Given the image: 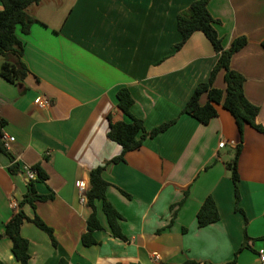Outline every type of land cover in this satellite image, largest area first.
Here are the masks:
<instances>
[{
    "label": "crops",
    "instance_id": "1",
    "mask_svg": "<svg viewBox=\"0 0 264 264\" xmlns=\"http://www.w3.org/2000/svg\"><path fill=\"white\" fill-rule=\"evenodd\" d=\"M195 1L41 0L29 8L36 22L28 34L17 27L29 74L20 85L0 76L1 132L15 139L8 146L2 139L5 152L0 143V264H19L5 227L28 190L24 167L44 172L35 188L52 198L22 209L51 227L57 241L53 246L25 220L21 234L30 244L29 264H262L264 134L246 124L241 141L235 119L222 107L207 125L183 113L220 56L202 32L176 48L182 39L178 15ZM208 9L225 49L247 38L231 68L246 78L245 95L260 108L257 120L264 126V0H211ZM214 87L226 88L224 70ZM122 88L130 91L131 112L148 131L175 124L127 153L125 162L106 166L107 198L122 217L127 240L114 236L96 202L102 229L93 233L97 244L85 246L91 210L80 202L79 182L89 190L90 172L122 151L108 138L109 116L130 121L118 107ZM39 96L49 98L51 107L39 109ZM207 100L204 95L200 102ZM240 144L242 213L235 210L226 167ZM209 196L221 218L201 228L197 214Z\"/></svg>",
    "mask_w": 264,
    "mask_h": 264
},
{
    "label": "trees",
    "instance_id": "2",
    "mask_svg": "<svg viewBox=\"0 0 264 264\" xmlns=\"http://www.w3.org/2000/svg\"><path fill=\"white\" fill-rule=\"evenodd\" d=\"M210 1L211 0H197L193 2L185 12L178 15L177 19V28L182 37L181 41L176 45L178 50L187 43L195 32H202L212 44L215 52L220 55L217 64L212 70L209 81L201 83L196 87L183 113L207 125L214 117L218 116L219 108L222 107L235 119L242 141L244 126L246 124L264 134V126L257 120L260 108L251 103L245 95L244 85L246 78L241 73L231 68L232 57L247 45V38H237L229 49H225L223 47L222 37L215 28V24L218 21L212 16L208 9ZM0 2L3 6V9L0 10V76L11 84L20 85L27 78L29 69L23 60L24 45L17 36V27L20 26L24 34L29 33L32 25L36 22L30 15L29 8L33 5H38L41 0H0ZM262 46L264 48V40ZM221 70L225 72L226 88L224 90L214 87L215 78ZM204 95H207L208 100L203 105L200 101ZM117 98L119 109L130 121L112 122L109 116L110 127L108 138L119 144L122 147V151L119 156L113 158L104 166H99L90 172V188L87 191V206L90 208L91 214L87 219V233L82 237V242L85 246L96 245L97 242L93 237V233L102 229L97 215L96 202H101L102 210L114 236L125 241L127 240L119 225V220H121L122 217L107 198V190L110 184L103 177L106 166L125 162L127 153L138 150L142 147L147 138H154L167 131L175 124L174 120L148 131L144 122L135 117L131 112L134 99L130 91L126 88L120 89L117 92ZM4 124L5 121L1 120L0 143L5 152L7 150L3 145V133L1 132ZM241 147L242 144L237 146L234 159L226 164L235 187V210L239 213L243 212L239 206L241 196L238 188V183L240 181L238 174V159ZM15 167L16 165L14 164L10 168L11 172H15ZM32 168L37 172L38 178L29 181L27 193L23 201L19 204L20 209L5 227V234L12 242V253L19 264H29L31 259L29 241L21 234L23 223L25 220L30 219L26 216L22 207L25 204H30L32 208L35 209V202L47 201L52 198V196H42L37 193L35 183L40 180H45L46 175L39 167ZM185 194H188V192ZM220 218L217 205L214 199L209 196L197 214L198 225L201 228L206 227L218 222ZM30 221L50 237L53 246H57L54 231L51 227L38 216H35L34 219ZM245 236L248 241L246 230ZM57 264H68V262L65 259H61ZM185 264L199 263L186 262ZM231 264H235V261Z\"/></svg>",
    "mask_w": 264,
    "mask_h": 264
},
{
    "label": "built area",
    "instance_id": "3",
    "mask_svg": "<svg viewBox=\"0 0 264 264\" xmlns=\"http://www.w3.org/2000/svg\"><path fill=\"white\" fill-rule=\"evenodd\" d=\"M35 105L39 108V109H47L49 107H51V101L49 98L45 97V96H39L35 101H34ZM15 139L13 137H6L3 135V142L5 144V146H8L9 142L14 141ZM225 143L221 142L219 147H224ZM27 180L28 181H33L36 180L38 178L37 172L32 168V167H24L23 169ZM79 190H80V202L86 203L87 202V187L85 186V184L83 182H79ZM260 260L261 263L264 264V253L263 251H260Z\"/></svg>",
    "mask_w": 264,
    "mask_h": 264
},
{
    "label": "rangeland",
    "instance_id": "4",
    "mask_svg": "<svg viewBox=\"0 0 264 264\" xmlns=\"http://www.w3.org/2000/svg\"><path fill=\"white\" fill-rule=\"evenodd\" d=\"M0 64H1V61H0Z\"/></svg>",
    "mask_w": 264,
    "mask_h": 264
}]
</instances>
